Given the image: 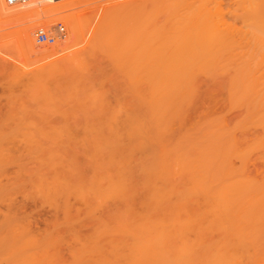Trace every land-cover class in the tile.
Here are the masks:
<instances>
[{
    "label": "rangeland",
    "instance_id": "obj_1",
    "mask_svg": "<svg viewBox=\"0 0 264 264\" xmlns=\"http://www.w3.org/2000/svg\"><path fill=\"white\" fill-rule=\"evenodd\" d=\"M100 1H102V0H83V1L81 0V2H79L78 4H76L74 6L67 7L66 9L52 10L49 7H44V10L41 12L42 13L41 16L40 15L34 16L31 18H28L27 20L26 19L12 20V19H7L4 16H0V111H1L0 112V146H1V148H0V264H20L23 262V260L25 262L24 264H38V263L41 264V262H42V264H103V263L108 264V261L106 259H104L106 257L108 258V256H105L108 254V250H107V248H108V232L107 231L103 232L102 230H105V229L108 230V217L110 214L109 213L107 214V212L105 213V211L109 212L108 209H110V213H111L114 210V209L112 210V208H116L117 205L115 204V202L111 196L108 197V199H110L112 201L108 200L107 198L105 199V196L108 195V193H107L108 190L105 191L104 189L105 188L108 189V183H107L108 182V179H107L108 178V176H107L108 175V172H107L108 169L107 168H108V166L115 167V165H117V163H119V162H116V160H119L122 163L126 162V164H129V166L126 165L125 163L123 164V166L124 167L128 166V168L134 164V162H135L134 159H136L135 167L139 163L142 166L143 162H141V160L145 162L144 164H146V167H147V164L149 166V164L152 162L154 164V165L151 164L152 165L151 167H153V169H154V166H157L161 162L160 166H157V167H163V168H161V169L158 168L157 170L159 172L158 171L157 172L158 173L167 172V173H165L166 175L163 173V175H165V176H162V180H161L162 183H163V180H165V178L167 177L168 171L169 170L173 171L172 169H170L171 168V166H170L171 162L170 161H172V164H173L172 167L174 169L176 168V171H178V173L174 170L173 174L172 173L171 174L172 175L177 174V175L172 176L169 173L170 174V175H168L169 179L166 178L167 181H165L164 184H161V182H160L161 185H166V183L170 181L171 184H169L170 183L169 182L166 186L174 184L175 182L172 183L173 180L176 181L177 185L182 184V186H183L186 183L185 181L187 178V176H186L187 173L186 172L183 173L180 170L181 169H182V171H183V169H185L184 171H187L186 169L190 170L191 166H193V169H194L196 167V166H194V163H196V161H197V163L200 162V164L203 161V164H201L202 166L201 167L197 166V168L201 169L204 167L205 169L204 168L203 169L205 170V172L208 173V174L205 173V175H207L205 177V178H207L206 179L207 181L205 180V183L208 181L209 182L212 181V185H214V184L216 185L219 182L220 183L226 182L225 186H227V180L233 181V179H235L233 181V183H232V181H231V183L233 184L234 188H237L236 184L238 186V183H239V182H236V181H239L238 179L235 178L237 176H238L237 178L240 177L239 178L240 181L242 179L243 180L242 182H244V183H246L247 180L250 181V183L247 181L246 186H248V183L252 187L256 183L261 184L262 182H264V151H262V150H264V138H262V137H264V133H261V130H262V132H264V128H261V126H264V115L260 114V112L264 113V104H262V101H264V99H262V98H264V86H262V85H264V84L259 85L262 83L259 81L264 80V76H262V75H264V69H262V68H264V64L259 65L260 61H262V58H264V57H262V56H264V54H258V53H260V50H262V48H264V46H262L264 44H260V40H262V38L260 39L261 36H259V38L257 39L258 35H257V33H255L256 32L255 30L251 29L252 31H250V29H248V28L253 27V26L249 25V27H248V26H243V25L238 24V23H237V25L234 26V27H238L240 25L241 28L242 27L245 28L243 30L245 33H242L243 31L242 32L237 31L241 28L235 29L234 27L233 28L232 27H226V25L223 22L224 21H230L229 19H226V18H228V16H229V18H231V15L228 13L232 9L233 5L228 7L225 4H221L227 8L222 6V10H223V8H225V12H224L221 10V6H219V9L221 10L219 12L216 9H214L215 7H217L219 5V4H217L216 0H215V4L217 6H215L214 8L212 6L214 3H211L213 0H207V1L201 0L202 2H206L205 4L207 6L209 5L208 3H210V6H208V7H206V5H204V3L196 0V1H198L197 2L198 4L202 3L201 5H203V8H201V7L199 8L196 5H194L195 8H193V9H196V7H197V10H193V9H190V10L197 11L196 13L191 11L195 14H198V13L201 14L203 12L202 9H204V8H207V9H204L206 12L205 15L207 13H209V11L212 12V10H213L216 13L212 12V14H209V15L220 14L224 18L225 14L227 13L228 16L226 14V18H224L225 20L221 19V17H219V15H218V17H219L220 21L213 18L214 22L216 20H217L216 22H219V24L215 22L214 26L217 25L218 28H220V29H223V27H225L224 29L228 28V31L230 30L229 32H232V33H234V31H235L234 34L238 35L235 37V39L240 37L243 41V40H246L244 38L247 37L246 36L248 34L247 32H250V34L251 33L253 34V35L248 34V38H247L248 41L246 40L245 41L246 44H242V46L245 47V49L243 47H241L240 43L242 41H240V43L239 42L235 43L236 45L234 44V47H232L230 45V48L233 51H235V48L237 47V44L239 43L238 49H241V50H239V51L236 50L235 52H233L228 47L230 49L229 50L230 53L228 52L227 47H222L224 49V52L227 51L226 53H223V50L220 51V47H218L219 44L217 45L216 44L217 42L214 40L212 41V40L208 39L206 41L204 40L205 42H201L202 44L205 43L204 47H208V45H213V47H210V49H208V48L207 49L208 50L212 49V52H214L213 51V49H214L216 51V54L219 57L221 56V58L223 56H226V55H228V56H226V58L228 57L227 59H229V56L234 57V59H236L235 61L237 62V64L234 63L233 65L236 64L235 66H238L239 69L242 66V68L248 70V72L244 71V69H240V71H239V69L236 67L238 69L236 71V73L239 72V75H240L239 80H241V81L244 80V81L241 82V81L237 80L239 75L234 74L235 70H236L235 68L232 69V67H234V66L230 67V69H232V71L228 67H227V71H226V69H225L226 66H225V68H223L224 66H222V68L225 71L222 70V68H219V67H221L220 65H222V64L227 65V64H226V62L222 63L221 62L222 59H220V62H218L219 59L216 62V59L218 58V56L215 55L217 58H215V61H212V63L210 62L212 65H210V63H207L210 67L213 66V69L210 68L207 64L206 65H207L208 70L204 69L203 66H201L202 69L195 70V71H193V73L191 75H189L190 78L188 77L187 81L190 80L189 81L190 85L187 84L188 82H186V84L184 85L185 87L184 86L181 87L184 89L178 90L179 88H177L176 91L171 92V94L169 95L171 97H172V94L176 92V95H174L175 97L173 96L174 101L172 100V98L170 100L171 102L168 101L169 96L165 97L163 95L162 91L159 92L158 97H160V95L162 94L161 96H163V98L162 97L161 98L164 100H162L161 98H158V100L161 99L160 102L162 103V105H160L159 103L157 105H159L161 108H163V106H164L163 102L168 101L169 105L166 102H165V105L167 104L169 107L168 106H166V107L164 106V107H165V109L166 108L167 109L170 108V109H169V111H166L167 109L166 110L160 109L161 112H162V110H164V112L166 111L164 116L162 115V113H164V112L160 113L158 111V113L160 114V116L164 117V120L167 121V123H170V124H167L164 120L159 119L161 117H158L159 114L156 113L157 110L155 109V113H156L155 116H157V119H159V121L161 122L162 125L160 123H158V120L156 121V117H155V118H153V119H155V121H153L154 126L161 125L162 127L160 129H158L159 127H157L156 129H153L155 127L152 126L151 122L148 121V120L151 121L152 117H151V119H149V117H150L149 112H147V110H144L146 112L142 111L140 116L138 117V121L134 122L135 124H133V125H136V126L142 125L145 128H147V126L149 125V127H148L149 129H146L147 131L144 129L145 131L141 130L140 133L138 132V135L137 134H134L135 136L134 135H130V136L128 135L129 137H127V136L123 137L122 135H113L111 133L113 135L111 137L110 136L111 134L108 133V135H106V129L101 127L102 124L106 125L108 123L107 118H108V115H110V114H108V112H112L113 114H111V115H113V116L116 112L117 117L120 115L119 113H121V112L125 113L124 112L125 109H123L122 111L120 109V102L122 103L123 106L126 104L125 107H127V108H130V105H132L131 108L134 107V105L136 103L137 104L139 103V105H140L141 101H143L142 105L144 106L143 103H144V98L146 97V95L144 94L145 92L141 91V90H143V88L136 85V81H134L135 79L134 80L132 79V78H134V76H133L134 74L128 75L126 73V72H128L130 74L133 72L127 71V70H125L126 71L125 72L124 70L117 69L115 66V59H114V62L112 61L113 62L112 67L114 65V68H111V69H110L111 66H109L110 65L109 63L111 61L109 59H108L109 62L107 60H105L104 58H103L104 61L101 60L102 59L101 55L98 54L100 51H97V49H95V48H98L100 46V44H102V40L105 37L103 39H100L101 41L99 40V42H98L99 44L98 45L96 44L98 47H96V45H95V47L93 48V51H92V52H94V51L97 52V53L95 52L93 54H94V56L99 58V60H101L103 62V65L100 64V61L98 59L96 61V57H93V59H95L94 61L90 57L93 55V54L90 55L91 54L90 51L93 47L92 45H90V44H92L90 40H91L92 32H93L94 27H95V21L97 20L99 14H100L99 12L101 10V7L98 4V3H101ZM196 1H194V2H196ZM1 2L3 5H6L3 0H1ZM16 5H18L19 7H22V4H16ZM179 5L180 4H177V3H174L173 5L172 4H170V5L165 4V6H160L159 8L155 9V11H153V13L155 16H156V14L158 15V17L162 16L160 18V20H162L166 17L167 14H170L173 12L172 9L180 10L178 8ZM181 6H182L181 9L183 7H186L185 5H181ZM187 6L189 7V5H187ZM236 6H238V5H236ZM211 7H212V9H211ZM239 7L238 8L236 7L237 8L236 11H235V8L233 9L234 13H237V10H240L241 8L243 9V7H240V9H239ZM160 8H162V9H160ZM198 8H199V10H198ZM208 9H209V11H208ZM92 10H95L94 11L95 13ZM96 10H98V11H96ZM162 10H164V12H163L164 15H162L163 14ZM201 10H202V12H201ZM198 11H200V12H198ZM233 11L231 10V12H233ZM243 11H245V9L242 10V12L239 11L238 13L242 14V13H244ZM92 12H93V14H92ZM222 12H224V13H222ZM203 13H202V15H203ZM215 15L213 17H215ZM89 17L91 20L89 19ZM93 17L96 20L95 19L93 20ZM218 17L216 16V18H218ZM77 19H79L78 25H76ZM90 21H92V22H90ZM58 24H61L64 27L63 36L61 38L57 39L52 44H38L34 40V44L36 46V49H39L42 47L50 49L52 46H55L57 44V42H61L63 40H70L72 42V36L70 39H68V34H72L73 32L75 33L76 29H77V34L74 38V41L75 40L76 41L72 42V43H74V46L71 44L72 47L70 48V51L69 50H68V52L66 51V53L62 54L60 57L63 58L65 55L67 56L68 53L70 54L71 52H74V51L83 52L82 56H84L85 52H86V55L83 58H87V59L86 60L83 59L84 60L83 62L86 63V70H87L86 72L89 75L84 70H83L84 73H82V71H81V73L78 74V72L82 69L77 64L78 68H79V70H77L78 69L77 65L74 62H71L73 64H69L70 62L66 63V64H63V63L59 64L57 62L53 63L54 59H44V58L42 59L40 57H39L40 58L39 59L34 53H32L30 51H29L30 54H28L27 53L28 50L23 48V46L21 45L22 42L19 38H20L21 29L23 28V26H25V25L33 26L32 27V29H33L32 36L34 38L33 33H34L35 29H37L38 27H46L47 30L51 31V30H54V28ZM220 26H222V27H220ZM125 27H126V29H125ZM254 27H256L259 30V27H261V26L257 27V25H255ZM254 27H253V29H254ZM122 29H125V30L122 31ZM130 30H131L130 26L125 25L123 28L119 29L117 33H115L116 35H118L117 38H116V36L112 37L115 34L113 35L112 33H110V34H112L111 37L109 36L110 34L108 35V39H110L109 42H111L113 40L114 42L112 41V43L115 44L114 47H117L116 52H118V50H120V48H121L119 53L121 51L123 53L125 50H128L127 47H130V45H131V40H130L131 38L130 37L131 36H130V34H127L130 32ZM246 30H247V32H246ZM120 31H122V32L120 33ZM259 31L260 32L264 31V26H262V30H259ZM83 32L84 33L86 32V33L84 34ZM118 33H120V36ZM241 33L244 35L243 37H242ZM258 34L261 35L262 33L261 34L258 33ZM163 35H165V34L161 33V35H159V41H160L159 47H161V48L163 46H168L165 43V41L167 40L166 38H164L165 36L162 38ZM249 35L251 36V38ZM121 36L123 38L125 36V38L123 39ZM254 36L256 37V38H254L255 41L258 42V40L260 39L259 43H257L258 45L252 39V37H254ZM240 38H239V40H241ZM119 39H121L122 41L121 40L118 41ZM125 39H126V41H125ZM251 39H252V41H251ZM115 40L117 42H115ZM239 40L238 39L234 40V38H233L234 42L239 41ZM249 40H250V42H249ZM123 41L126 42V44ZM220 41H218V42H220ZM119 42H120V44H118ZM228 42H229V40H228ZM228 42H226V43H228ZM251 42H253V43H251ZM261 42L264 43V40H262ZM230 43L233 44L232 41H230ZM243 43H244V41H243ZM88 44H89V47H91V48H88ZM116 44H118V45H116ZM220 44L225 45V42L220 43ZM249 44L250 45L254 44L251 46L252 48L250 47L251 49L249 48V46H250ZM222 45H220V46H222ZM226 45L228 46L229 43ZM125 46H127V47H125ZM123 48H127V49L123 50ZM248 48L250 50H253L258 55V58L256 61L251 62L252 57L256 56V54L252 51V54L253 55L255 54L253 56L251 54V51L250 50L248 51ZM254 48L256 50L258 48H261V49L260 50L258 49L259 51H257L258 52L257 53ZM243 49L246 51H243ZM237 51L239 53H240V51H243V54L239 55V56H242L241 59L243 57H245V55H244L245 53H248V52L250 53V56L248 53L246 55V58L242 59V60H244V59L248 60L249 57L251 58V59L249 58L250 60H248L246 62V65L248 64L247 66L246 65L243 66V64H242L245 60L242 61V63H241V61H240L241 59L237 56L239 54ZM116 52L114 53V56H115ZM231 52H233V54ZM119 53H117L116 55L117 56L120 55ZM234 53H237V55ZM261 53H264V52H261ZM88 54L90 56H88ZM229 54H231V55H229ZM234 55H236V57ZM213 56H214V53H213ZM247 56H248V58H247ZM88 57H90L91 59H89ZM255 58L256 57H254L253 59L255 60ZM88 59H89V61H88ZM227 59H225V61ZM230 59H232V58H230ZM91 61H92V63H90V65L87 66V64H89V62H91ZM95 61L99 62V63H96ZM235 61L234 60L230 61V62L227 61V63H229L228 66H230L231 63H233ZM257 61H259V62H257ZM104 62H106V63L104 64ZM223 62H224V59H223ZM214 63H215V66H214ZM252 63H254V64H252ZM261 63H264V61H262ZM91 64H93V65L97 64V65L101 66L98 69H101L106 64L107 65H106V68H103L101 70V72H102V75H101V73L98 71V69H96L97 66L95 68V66L92 67ZM70 65H72V66H70ZM83 65H85V64H83ZM249 65H251V66H249ZM65 66L67 67V70H65L66 69ZM248 66L253 71L250 68L249 69L246 68ZM253 66L255 68H252ZM215 67L217 68V70ZM75 68H76V70H74ZM93 68H94V71L96 70V72H94L95 74L92 73L93 78H92V80H90L91 79L90 77H92L90 73L93 71V70H91ZM107 68L110 69L111 74H114V71H112V70L117 71V72H115V75H112L113 76V77H111L112 79L109 78L110 72ZM68 69H71V70L68 71ZM90 70H91V72H89ZM104 70L107 71L108 74ZM250 70L253 73H251ZM118 71H119V74H118ZM122 71H124L127 74L126 77H125L126 74L123 73ZM259 71H261V72H259ZM66 72H68V74ZM72 72H73V74H76L75 76H78V77L74 79L73 78L74 75L72 74ZM223 72H225V73H223ZM231 72H233V73H231ZM96 73H98L97 76H95ZM116 73H117V75H116ZM121 73H123V75L125 74L124 75L125 78L122 77L123 75ZM254 73L258 76L257 78H255L256 76ZM83 74L84 75L86 74V75L84 76ZM195 74L198 76H195ZM69 75H70V77H68ZM80 75L82 77L84 76L86 78V81H84L85 80V79H83L84 77L80 78L81 77ZM108 75H109V77H108ZM210 75H213V76H210ZM243 75H245V78L241 79L242 77H244ZM247 75H252V77L254 75L255 77H254V79L252 78V80H251L250 79L251 76H250V78H248ZM88 76H90V77H88ZM115 76H116V78H117V76H120L118 78H119V80L120 79L121 80L119 81L118 78L117 79L115 78ZM129 76H131V78ZM191 76H192V78H191ZM78 78L83 80V81L81 82V80H79ZM231 78H233V79H231ZM76 79H78L79 82ZM87 79L89 81H87ZM129 79H131L130 81L132 83L129 81ZM109 80H111V81H109ZM230 80H232V81H230ZM247 80L250 82H252L254 80L253 83L258 84L259 86L255 85L253 83L250 84V82H246ZM256 80H258L257 83L255 82ZM72 81H73V83H72ZM112 81H113V83H112ZM133 81L135 82V84H133L134 83ZM233 81H235V82H233ZM124 82H125V84H123ZM245 82L247 84L249 83L246 87L252 86L249 89L247 88L246 94H245V91H246L245 86H243V85H246ZM110 83H112V84H110ZM115 83H118V84H115ZM239 83H241L240 86H239ZM232 84H234V85H232ZM120 85H122L123 87ZM188 85L190 87H188ZM235 85H237L240 88L236 89L237 87ZM115 86H118V88H116ZM134 86H137L136 87L137 89L136 88L134 89L133 88ZM191 87H193L194 90H192ZM231 87H232L233 91H235V92L232 91L233 94H232V92H230ZM258 87L260 89H258ZM242 88L245 91H243ZM253 88H256V91ZM186 89H188V90H186ZM114 90H116V91H114ZM122 90H124V91H122ZM181 90H183L184 92ZM189 90H191V91H189ZM241 90L243 92H240ZM248 90L252 91V92L254 91V92L249 93ZM112 92H115V93H112ZM141 92H142V95H141ZM256 92H259V93L257 94ZM241 93H242V95L238 96V94H241ZM247 93H248V95L249 94H251V95H249V97H248ZM179 94H181V95H179ZM182 94H184V95H182ZM229 94H230V96H229ZM243 94H244V96L246 95V97H244L243 100L241 101L242 103H240V99H242ZM259 94H260V96L262 95V98L259 96ZM116 96H118V98ZM184 96H186V97H184ZM255 96L259 97L258 104L259 105L262 104V105H260V106L258 104L256 105L258 97L256 98ZM182 97H183V99H180ZM237 97H239V100H236V99H238ZM124 98H126V99H124ZM165 98L167 100H165ZM231 99H233V100H231ZM253 99L255 100L254 104L256 106H254V107L256 109L254 107H252V105H253L252 101H254ZM184 100H186L187 102ZM189 100H190V102H189ZM244 100L248 102L247 103L248 105H245L246 102ZM248 100L251 102L252 105L249 103ZM178 101H179V103H178ZM236 101H238V102H236ZM102 102H103V104L105 103V105H106L103 107L104 108L103 113H101V111L103 109L102 108V106H103ZM108 103L112 107V108H110V111H108V109H107V107L109 105ZM129 103H131V104H129ZM175 103H177L178 105ZM233 103L234 104L237 103V104L234 105ZM243 103H244V105H242ZM127 105H129V106H127ZM173 105H175V106H173ZM114 106H115V108H114ZM159 106H157V107L160 108ZM144 107H142V108H144ZM7 108H8V110H9V108L11 109V113H9L6 110ZM105 108H106V110H105ZM113 108L115 111L113 110ZM178 108H179V110H177ZM111 109L114 112L111 111ZM119 109L121 112L119 111ZM4 110H5V112H4ZM257 110H260V111L258 112ZM6 112H7V114L9 113L10 115H6ZM104 112H106L108 114V115H104L105 117L103 116V114H105ZM169 112H171L170 115L172 117H170V115H169V118H168L167 115L169 114ZM174 112H176V113H174ZM146 113H147V115H146ZM97 114H98V118L95 117V115H97ZM122 115H124V114H122ZM122 115H120V116H122ZM99 116H101V117L99 118ZM102 116L106 119H103ZM245 116H246V118H245ZM249 117H251V118H249ZM96 118H97V120H96ZM145 118H147L148 120H146ZM258 118H259V120H258ZM99 119H102L104 121L107 120V121L105 123ZM98 120L100 121V123H98ZM241 120H244L245 122H242ZM240 121H241V123H240ZM140 122H142V123H140ZM259 122H261L262 124L258 125ZM223 123H225V124H223ZM234 123H235V125H234ZM254 123H255V125L257 124V127L255 125L253 126ZM163 124H165V125H163ZM226 124H228L229 126ZM199 125L201 126V128ZM220 125L223 128L226 127V129H223V128H222L223 130L219 129V128H221ZM232 126H234V128L236 127L235 128L236 130H234L232 128ZM251 127H253V128H251ZM254 127H256L255 132H254ZM208 128H209V130H208ZM214 128H216V129H214ZM231 129H233L234 131L233 130L230 131ZM240 129L243 130L244 133H240V132H242ZM148 130H151L150 131L151 134L149 133ZM156 130H158V131H156ZM167 130H168V132H167ZM211 130H212V134H211ZM213 130H214V132H213ZM247 130H248V132H247ZM152 131H156V132H152ZM196 131H198V132H196ZM204 131H206V133H204ZM218 131H220V132H218ZM169 132H171V133H169ZM221 132L222 133L224 132L226 135L225 134L222 135ZM146 133H147V135H146ZM153 133H156V135L159 134L157 137H158V139L161 138L162 140L161 139H160V141L157 140V142L155 143V140H156L155 138H157V137ZM167 133L170 136H167ZM148 134H150L151 136H148ZM162 134H165V135H162ZM182 134H184V135H182ZM153 135H155V136L152 137ZM186 135H188V136H186ZM199 135H201L202 137ZM215 135H216V137H215ZM234 135L238 136V139H237V137H234ZM115 136H117V137H115ZM140 136H141V138H140ZM142 136H144L146 138L148 137V139H149V137H152L155 140H152V139L148 140L147 139V143H146L145 138ZM162 136L165 138H163ZM208 136H210V138L215 137L216 141L213 140L214 138L211 139L212 140L211 141ZM254 136L257 138H253ZM110 137H111V139H110ZM126 137H127V139H126ZM203 137L204 138L207 137V138H205L207 140H205ZM113 138H115V140H117V141L114 140V141L110 142L111 140H113ZM122 138H124V139H122ZM129 138H131V139H129ZM135 138L137 139V141H135ZM176 138L178 140L181 138L182 139L184 138L185 141L182 139H181V141H175V140H177ZM200 138H201V140H200ZM139 139L141 140V142H143V144L139 143ZM193 139H195V140L193 141ZM203 139H204V142H203ZM224 139L226 140V142ZM235 139L238 140L237 144H236ZM258 139L259 140L262 139V141H260L257 144V142L259 141ZM124 140L125 141L127 140V141L124 142ZM133 140L135 141L134 144L132 143ZM168 140H170V143L168 142ZM209 140L211 142H209ZM148 141H151L152 143L151 142L149 143ZM207 141H208V143H206ZM108 142H110V143H108ZM116 142H118V143H116ZM175 142H178L177 145H181V143L183 145L178 146V148H176L177 145L174 144ZM184 142H185V144H184ZM187 142L188 143L190 142V143L186 144ZM114 143H116V145ZM136 143H139V144L136 145ZM171 143H172L171 149L176 148L175 150H171L169 148ZM216 143H217V145H216ZM220 143L223 145V148H222V145L220 146ZM229 143H233L232 148H231V144H229ZM251 143H253V144H251ZM119 144L120 145L124 144L122 146H125V148L127 145L128 146L133 145V148L131 146V148H132L131 150L138 149L139 153H135L136 155H134V152H136V151H134L131 154L130 152H132V151L127 150V148H128V146H127L126 149L122 148L125 150H123V154L121 155L120 153H117L118 151L122 152L121 151L122 149L118 148V146H120ZM140 144H142V145H140ZM190 144H193V146ZM195 144H196V146H197V144L199 145L197 149H195L196 148ZM205 144H208V148H206ZM161 145H162V148L164 150H162ZM187 145L191 146V148H186ZM209 145H213V146H210V148H209ZM238 145L241 146V148H242V149L240 148L241 150L239 148H237ZM2 146H4V148H2ZM96 146H98V150L95 149ZM100 146H101L102 150L100 149ZM142 146H143V148H142ZM149 146H151V147H149ZM194 146H195V148H194ZM201 146H202V148H201ZM217 146L219 149L217 148ZM225 146H226V148H225ZM248 146H249V148H248ZM252 146H254V148H252ZM104 148H106V149H104ZM115 148H117L116 154H119V155H116L117 159L115 157H111V156H115V153L114 152L112 153V150H116ZM129 148H130V146H129ZM203 148H205V150H204L205 153L203 152V150L201 151V149H203ZM212 148L214 151L213 150L211 151ZM227 148H230V150L231 149L232 150L231 151L227 150ZM247 148L250 150H247ZM260 148H262V149H260ZM3 149L6 150L7 152L3 151ZM183 149H185V150H183ZM186 149L189 153L184 154L183 152H186ZM189 149H191L192 151ZM220 149H221V151H220ZM10 150L13 151V153ZM142 150H143V152H141ZM168 150H170V152H171L170 153L171 157L170 156L168 157L169 154H167V153H169V152H166ZM252 150H254V151H252ZM9 151L12 154L9 153ZM105 151H106V153H105ZM107 151H108V153H107ZM172 151H174V152H172ZM219 151H220V155L216 156V153H219ZM225 151H227L229 153H227ZM100 152H102L104 155L106 154L107 157L104 156ZM110 152H111V154H109ZM124 152L126 154H124ZM150 152L152 154H150ZM163 152H165V154ZM234 152L235 153L240 152V154L243 153V156H241V155L237 156L236 155V158H235V156H233ZM127 153H130L131 155L127 154ZM158 153L160 154V157H159ZM172 153L173 154L175 153V154L172 155ZM203 153L204 154L207 153V154L204 155ZM183 154L186 156H183ZM188 154H190V155H188ZM3 155H5L6 157ZM7 155H8V157H7ZM124 155H125V157H124ZM128 155H130V156L134 155V156L130 157ZM148 155L150 157H151V155L155 156V157H151V159L152 158L154 159L157 156L158 159L160 158V160H159L160 162L155 163L158 161V159H157L155 162L151 161L150 163H148V161L150 160ZM163 155H165V157H162ZM177 155H179L180 157L178 156V158H177ZM212 155H213V157H211ZM244 155H246V156H244ZM118 156H120V157H118ZM136 156H138V158H135ZM139 156H143L144 158H145V156L146 157L148 156L147 157L148 161H147V158L145 160L143 157L139 158ZM173 156L175 157V159H178V160L177 161L174 160ZM181 156H183L185 158L187 157L186 159H190V157H191L192 160L190 159V161H188V160L186 161ZM203 156H206V157L208 156L207 159H209V160H207V161H210L211 158H215V159H213V161L211 159L212 162H207V161L203 160V159H205ZM221 156H223V157H221ZM240 156H241V159L243 158L242 161L239 159ZM11 157H13V158H11ZM104 157H106V159ZM121 157L124 159H122ZM167 157L170 161L168 159L166 160ZM193 157H195V159H193ZM108 158H109V160H108ZM112 158L114 160H110ZM132 158H134L133 164L130 162V161H132ZM170 158H172V160ZM197 158H198V160H199V158H202V159L198 161ZM222 158H224V159H222ZM137 159L138 160L141 159V160L138 161ZM216 159H218V160L216 161ZM221 159H222V161H221ZM162 160H164L165 164H164V162H162ZM179 160H180V163H178ZM223 160H226V161H224L225 165L222 163ZM111 161H113V162H111ZM191 161H193V163ZM129 162L132 165H130ZM167 162H168V166L166 164ZM175 162H177V163H175ZM204 162L207 163L208 166ZM217 162H219V163H217ZM185 163H187L186 167H184ZM189 163L192 165H190ZM215 163H216V165H214ZM113 164H114V166H112ZM144 164H143V166H144ZM161 164H162V166H161ZM200 164H198V165H200ZM221 164H222V168L218 169L217 167H220ZM205 165L207 167V171H206ZM230 165H232V166H230ZM239 165H241V166H239ZM164 166H166V167H164ZM209 166H210V168H208ZM227 166L232 167V168L229 169ZM135 167L133 166L130 168L135 169ZM157 167H155V170ZM223 167L225 169H223ZM237 167H239V168H237ZM55 168H56V170H55ZM99 168H103L106 172L103 171V169H102L103 173L101 172V170L97 171V170H99ZM212 168L214 170H218V171L222 172V174H220V172H218V171L214 172ZM234 168L237 169L238 172H240V173H237V170H235ZM162 169H165V170H162ZM100 172H101V174H100ZM179 172L181 174H184L183 177ZM187 172L189 174L190 171H187ZM105 173H106V175H105ZM211 173L213 176L214 175L215 176L212 177ZM85 174H88V175H85ZM98 174H100V175H98ZM102 174H103V177H102ZM243 174H246V175L249 174V175L246 176ZM260 174L262 176H259ZM53 175H55V178ZM92 175H94V176L97 175L99 179L97 177H95V179L93 180ZM87 176H88V178H87ZM138 176L140 177V175H138ZM138 176H137V178H139ZM225 176H229V177H225ZM72 177H73V179H71ZM246 177H248V178H246ZM257 177H258V179H257ZM52 178H54L55 182L52 181L53 180ZM65 178H66V180L64 181ZM75 178H76V180H75ZM104 178H105V180H104ZM157 178H158L157 176L155 178V176L152 175L150 179H151V181H153V180L157 181ZM230 178H233V179H230ZM260 178H262V179H260ZM61 179H63L62 183L60 182ZM106 179H107V182H106ZM133 179L135 181H137L135 176ZM249 179H251V180L253 179L252 182ZM92 180L94 181V184H93ZM99 180H100L101 185L103 184L102 186L104 189L101 187L100 183L98 182ZM222 180H224V181H222ZM102 181L104 183L106 182L107 187L104 185V183ZM178 181H180V182H178ZM182 181L185 183H183ZM229 181H228V183L230 184ZM72 182H74V183H72ZM234 182H236L235 185H234ZM253 182H255V183L252 185L251 183H253ZM96 183H97V185H96ZM221 184L224 185L223 183H221ZM262 184H264V183H262ZM65 185H67V186H65ZM174 185H176V184H174ZM208 185H211V183H208ZM182 186H177V188L178 187L181 188ZM242 186H244V185H242ZM47 187H48V189H47ZM251 187H249V188H251ZM95 188H97V189H95ZM249 188L248 187H244V188L241 187L240 188V186H238V189H249ZM101 191H102V193H101ZM235 191H237V189L234 190V192ZM238 192H239V194L236 192L234 194H236V195L238 194V196L242 195V197H244V198H248L251 196L250 194L248 196L247 190H243L242 193H241V191L238 190ZM244 192H245V195H244ZM84 194L87 195L86 196L87 200L85 199ZM232 194H233V192H231L229 195H232ZM246 195H247V197H246ZM90 197H92V198H90ZM94 197H95V199H94ZM83 199H85V200H83ZM89 201L91 203H89ZM108 202H109V204H107ZM108 207H110V208H108ZM86 211H90V215ZM7 213H9V214H7ZM4 214L5 215L7 214L8 216L4 217ZM69 214H70V216H69ZM65 218H67L68 221ZM70 218H72V220ZM103 218H105L107 221L104 220ZM104 225L107 227H105ZM73 228H76L77 231L75 229L73 230ZM100 228H101V230H100ZM63 229H65L64 232H63ZM69 230H71V231L73 230L72 232L77 233V235L81 238L77 239L76 238L77 235L76 236L72 235V232H70ZM66 231H68V233H70V234L68 235V233ZM78 232H79V234H78ZM96 232H98V233H96ZM95 234H97V235H95ZM70 235H72V236H70ZM80 235H82V236H80ZM94 237H95L96 241L93 240ZM46 238L47 239L50 238L48 240V242L45 241V240H47ZM51 238H52V240H51ZM97 240H98L100 245L98 244ZM79 241L85 246H82V244ZM85 241H87L89 243L87 244ZM44 242H46V244ZM84 243H86V244H84ZM95 243H97V244H95ZM104 243H106V244H104ZM33 244H34V246H33ZM49 244L52 245V247L49 246ZM76 245H77V247H76ZM94 245L97 247V248H95L96 251L94 249V247H95ZM45 246L46 247L49 246V248H45ZM98 246H101L100 248H102V249H99ZM103 246H107V248L103 247ZM98 249L100 250L99 252H97ZM94 251L96 252V256H94L95 255ZM103 251H104V253H103ZM105 252L107 254H105ZM99 253L103 257L99 256L98 255ZM31 255H34L36 257L33 258ZM29 257H32V258L29 259ZM38 257L40 259L39 261L37 259ZM40 257H42V258H40ZM82 257H84V258H82ZM33 259H35V260L37 259V260L35 261ZM97 259H99V261ZM94 260H97V261H94Z\"/></svg>",
    "mask_w": 264,
    "mask_h": 264
},
{
    "label": "bare ground",
    "instance_id": "obj_2",
    "mask_svg": "<svg viewBox=\"0 0 264 264\" xmlns=\"http://www.w3.org/2000/svg\"><path fill=\"white\" fill-rule=\"evenodd\" d=\"M3 1H4V3L7 6L6 5H3L2 2H1V0H0V16H4L7 19H12V20H22V19H26L27 20L28 18H31V17H34V16H38V15L41 16L42 15L41 12L44 10V7H49L52 10H55V9H66L67 7L74 6V5L78 4L79 2H81V0H64V1L63 0H23V2H20V3L7 4L5 2V0H3ZM194 1H196V0H102V1H100L101 3H98L99 6L101 7V10L99 12L100 14H99L97 20L93 17V20L95 19L96 21H95V27H94V30L92 32L91 40H90L91 43H92L90 45L93 46L92 49H91V51H90L91 52L90 55H92L93 53L96 52V51L92 52L93 51V48L95 47L96 44L97 45L99 44L98 42H99L100 39H103L105 37L102 40V44H100L99 47L96 45V47H98V48H95V49H97V51H100L98 54L101 55V58H102L101 60L104 61L103 58L105 60H107L108 62L110 60L111 62L109 63L110 64L109 66H111L110 67V69H111V68H114V65L112 67V63L114 62V59H115V66H116L117 69H121V70H124V71L127 70V71L133 72V73H130L129 74L128 72L125 71L128 75L134 74L133 75L134 78H132V79L133 80L135 79L134 81H136V85H138L141 88H143V90H141V91L145 92L144 94L146 95V97L144 98V103H143L145 107L142 105V102L143 101L140 102L141 103L140 105H139V103L138 104L136 103L135 105L133 104L134 107H132V108H131L132 105H130V108L131 109L125 107L126 104L123 106L122 103L120 102V109H121V111L123 109H125V111H124L125 113L121 112L120 109H119V111L122 114H124V115H122L121 113H119L120 115H122V116L119 115L120 116V117L118 116L119 118L116 116V112H115L114 116L111 115V114H113L112 112H108V114H110L111 116L108 115L106 112H104L105 114H103V116L104 115H108V118H107L108 123L106 125L105 124H102V126L101 125L100 126L106 129V135H108V133H110V134L112 133L113 135H122L123 137L124 136L129 137L130 135H134V134H137L138 135V132L140 133L141 130L145 131L146 129H149L148 128L149 125L148 126L146 125L147 128H145L142 125H140V126L133 125V124H135L134 122H137L138 121V117L140 116L141 112L142 111L143 112H146L144 110H147V112H149V114H150L149 115L150 116L149 119H151V117H152V120L151 121L148 120L147 118H145L146 120H148L149 122H151V125L152 126H154L153 121H155V119H153V118H155V117H156V121L158 120V123L161 124V122L159 121V119L164 120V117L160 116V114L158 113V111L160 113L164 112V110L167 109V108L165 109V107L169 105L168 101H170L171 98L174 101L173 96L176 95V92L172 94V97L169 96L171 94V92L176 91L177 88H179L178 90L184 89V88H181V87H183L186 84V82H188L187 84H189V81L190 80L187 81V79H188V77L190 78L189 75H191L193 73V71L202 69L201 66H203L204 69H207L208 70V68H207V65L208 64L207 63H210V62L212 63V61H215V58H217L215 56L217 54H216V51L214 49H213L214 52H212V49L211 50H208V49H210V47H213V45H208V47H204L205 43L202 44L201 42H205L208 39H210L212 41L214 40V41L217 42L216 43L217 45L219 44L218 47H220V51L223 50V53H226L227 51L224 52V49L222 47H227V48L229 47L230 48V45L232 47H234V44L235 43H237V42L240 43V41H242V39L240 37H238L237 39L239 40V38H240L241 40L235 41V42L233 41V38H234V40H237V39H235V37L238 36L237 34H234L235 31H234V33H232V32H229L230 30L228 31V28H226L227 29L226 30V29H224L225 27H223V29H220V28H218L217 25L214 26L215 22L217 20H219V17H221V19L225 20L224 18H226V14L227 13L225 14V17L223 18L222 15H220V14H218L219 17H218V15H215L214 13H216V12H214L212 10V12H214L213 14L215 15V17H213L214 15H209V14H212V12L209 11L210 8L208 9L209 13H207L206 15H205L206 12H205L204 9H207V8H204V9H202L204 13L201 10V12L203 13V15H202V13L201 14H199V13L198 14H195L197 11H193V10H197V7L203 8V5H201V4L204 3V5H206L205 4L206 2H202L201 0H198V1L202 2V3L199 2L200 4H198L197 3L198 1H196V2H194ZM205 1H207V0H205ZM216 1H217V4H219L218 6L215 4V0H213L212 2L210 1V2L211 3H214L212 5L213 8L215 6H217L214 9H216L219 12L222 10V6L223 5H221V4H225L228 7L233 5L232 6V9H231L232 11H233L234 8H235V11H236V9L239 6L240 7H243V9L242 8L240 9V7H239L240 10H237V13L239 11L242 12V10L245 9V11H243L244 13H242V14H239V13L237 14V13H234V11L231 12V10H230L228 14L231 15V18H229L228 14H227L228 18H226V19H229L230 21H224L223 22L226 25V27H232L233 28L238 23V24H241L243 26H248V27H249V25H252L253 27L255 25H257V27L258 26H261V27H259V30H262V26H264V0H216ZM174 3L180 4L178 6V8L180 10H178V9L177 10H174V9H172L173 12L170 13V14H167L166 17L165 18L163 17L164 19H162V20H160V18L162 16H159L158 17V15L156 13H155L156 16L154 15L153 11H155V9L159 8L160 6H165V4H167V5L172 4L173 5ZM16 4H22V7H19ZM208 4H209L208 6H210V3H208ZM181 5H185L186 7H183L181 9V7H182ZM187 5H189L190 8ZM194 5L197 6L196 9H193V8H195ZM236 5H238V6H236ZM208 6L206 5V7H208ZM219 6H221V10L219 9ZM223 7H225V6H223ZM199 8H198V10H199ZM225 8H227V7H225ZM225 8H223L222 11L225 12ZM160 9H162V8H160ZM190 9H193V10H190ZM211 9H212V7H211ZM98 10H96V11H98ZM92 11L94 12L95 10H92ZM191 11H193L195 13H193ZM93 12H92V14H93ZM163 12H164V10H162V13ZM198 12H200V11H198ZM224 12H222V13H224ZM162 15H164V13ZM216 16L218 18H216ZM213 18H215L217 20L214 22L213 21L214 20ZM89 19H90V17H89ZM78 21H79V19H77V24L76 25H78ZM92 21H90V22H92ZM216 23L219 24V22H216ZM31 25H25V26H23V28L21 29L20 38H19L21 40V42H22L21 45L23 46V48H25V49L28 50V52H27L28 54H30L29 53V51H30V52L34 53L38 58L40 57L42 59L43 58L44 59H54V62L53 63H56L57 62L59 64L60 63L61 64L62 63L63 64H66V63H69L70 62L69 64H73L71 62H74L76 65L78 64L79 67L82 69V70H80L78 72V74L81 73V71H82V73H84L83 70L85 72L87 71L86 70V63L83 62L84 60L87 59V58H83L86 55V52H85V55L84 56H82L83 55V52L74 51V52H71L70 54L68 53V55L67 56L65 55L63 58L60 57L62 54L66 53V51L67 52H68V50L70 51V48L72 47V45L74 46V43H72V42L74 41V38H75V36L77 34V29H76V32L75 33L74 32L72 33L73 35L72 34H68V39H70L71 36H72V42L70 40H63L61 42H57V44L55 46H52L50 49L49 48H43V47L42 48H39V49H36V46L34 44V40L36 41L35 31L37 29H43L47 33L51 34V33H56L57 30H58V26H62V25L61 24H58L54 28V30H51V31L50 30H47L46 27H38L37 29H35V31L33 33L35 39L32 36V31H33L32 27L33 26H31ZM125 25L130 26V29H131L130 32L127 33V34H130V36H131L130 37L131 38L130 39L131 40V45L129 44L130 47L125 46V47L128 48V50H125L127 48H123V50H125L124 51L125 53L123 52L124 53L123 54L122 51L119 53V51L121 50V48H120V50H118V52H116V50H117L116 48L117 47H114L115 44L112 43L113 40L111 42H109L110 39H108V35L110 33H112L114 35L115 33L118 32L119 29L123 28ZM220 27H222V26H220ZM253 27H250L248 29H250V31L255 30L256 31L255 33H257V35H258V36L256 35L257 36V39L259 38V36H261L260 39L262 38V40H264V31L260 32L256 27H254V29H253ZM234 28L235 29L236 28L238 29V28H241V27L239 25L238 27H234ZM125 29H126V27H125ZM125 29H122V31L125 30ZM241 29H239L237 31H241L242 32L245 28H243L242 30ZM247 30H246V32H247ZM122 31H120V33ZM63 32H64V27H63ZM63 32L54 35L55 36V41L63 36ZM120 33H118L119 36H120ZM161 33L162 34H165V35L162 36V38L165 36L164 38L167 39L165 41V43L168 45V46H163L162 48L159 47V42H160L159 41V35H161ZM242 33H245V32L243 31ZM242 33H241V35L243 37L244 35ZM247 33L250 34V32H247ZM258 33H260V34L262 33V34L259 35ZM112 34H110L109 36L111 37ZM248 34L247 35L245 34L247 37L244 38L247 41H248V39H247L248 38ZM250 35H253V34L251 33ZM115 36H116V38L118 37V35H116V34L114 36H112V37H115ZM124 38H125V36H124ZM250 38H251V36H250ZM254 38H256V37L255 36L252 37V39L254 40V42H256V44L259 43V40L260 39L257 42V41H255ZM121 39H119L118 41H120ZM252 39H251V41H252ZM228 40H229V42H228ZM246 40H243L244 43H243V41L240 43L241 44V47H243L242 44H246V42H245ZM262 40H260V44H264V43L261 42ZM125 41H126V39H125ZM218 41H220V42H218ZM222 41L225 42V45L228 44V43H229V45L228 46L227 45L225 46V45L220 44V43H223ZM230 41H232V43L233 42L234 43L231 44ZM115 42H117V41L115 40ZM226 42H228V43H226ZM249 42H250V40H249ZM36 43H38V42L36 41ZM124 43L126 44V42H124ZM251 43H253V42H251ZM38 44H52V43H38ZM118 44H120V42ZM118 44H116V45H118ZM238 44H237V47H236L237 49L235 48V51L236 50H238V51L241 50V49H238L239 48ZM220 45H222V46H220ZM252 45H254V44H252ZM252 45H250L249 48ZM262 46H264V45H262ZM88 48H91V47H89V44H88ZM229 48L227 49L228 52L231 49V48L230 49ZM243 48L245 49V47H243ZM249 48H248V51L252 47L250 49ZM261 48H258V49L260 50ZM244 49H243V51H246ZM258 49L257 50L255 49V51L256 52L259 51ZM235 51H233V52H235ZM243 51H240L241 54L239 52H238L239 53L238 55H237V53H234V54H236L241 59L242 56H239V55H242L243 54ZM250 51H251V54H252V51L253 50H250ZM115 52H116V54L119 53L121 56L120 55L117 56L116 54L114 56V53ZM233 52H231V53L233 54ZM261 52H264V48H262V50H260V53H258V52L257 53L258 54H264V53H261ZM213 53H214V56H213ZM248 53H245L244 54L245 57H243V58H246V55ZM90 55L88 54V56H90ZM229 55H231V54H229ZM236 55H234V56L236 57ZM226 56H228V55H226ZM226 56H223L224 58L223 57L221 58V56L220 57L218 56V58L216 59V62H217L218 59H219L218 62H220V59H222L221 62L222 63H225L226 62V64H227V65L222 64V65H220L221 67H219V68H222V66H224L223 68H225V66H226L225 69L227 71V67L230 69V67L234 66V67H232V69H234V68L236 69L234 74L239 75V72L236 73V71L239 69L238 66H235L237 64V62L235 61L236 59H234V57H231V56H229V59H227L228 57L226 58ZM249 56H250V53H249ZM90 57L94 61L95 59H93V57H96V56H94V54H93ZM90 57H88V58L91 59ZM254 57H256L255 60L253 59ZM254 57H252V61L251 62L256 61L257 58H258V55L256 54V56H254ZM262 57H264V56H262ZM230 58H232V59H230ZM247 58H248V56H247ZM249 58H248V60L251 59V58L250 59ZM89 59H88V61H89ZM97 59L99 60V58L96 57V61H97ZM223 59H224V62H223ZM225 59H227V60L225 61ZM242 59L240 60L241 63H242V61L245 60V59L244 60H242ZM101 60H99L100 61V64L103 65V62ZM233 60L235 62L231 63V65L228 66L229 63H227V61L230 62V61H233ZM248 60L246 59L242 63L243 66L246 65V62ZM262 61H264V58H262ZM262 61H260V64L259 65L264 64V63H261ZM257 62H259V61H257ZM90 63H92V61L89 62V64H87V66H89ZM96 63H99V62H96ZM105 63L106 62H104V64ZM211 63H210V65H212ZM215 63H214V66H215ZM234 63H236V64L233 65ZM83 64H85V65H83ZM252 64H254V63H252ZM78 65H77V68H78ZM91 65H92V67L95 66V68L97 66L96 69H98V68L101 67V66H99L97 64L96 65L95 64L94 65L91 64ZM106 65H104V67H102L101 69H98V71L101 73V75H102L101 70L103 68H106ZM70 66H72V65H70ZM249 66H251V65H249ZM249 66L246 67V68L249 69L250 68ZM210 68L213 69V66L210 67ZM223 68H222V70H224ZM252 68H255V67L253 66ZM110 69H108L109 72H110ZM232 69H230V70L232 71ZM240 69H244V68H242V66H241ZM240 69H239V71H240ZM262 69H264V68H262ZM65 70H67V67H66ZM69 70H71V69H68V71ZM74 70H76V68ZM77 70H79V68ZM91 70H93V71L91 72ZM91 70L89 72H91L90 74H91L92 77L88 76V77L91 78L90 80H92V78H93L92 73L95 74L94 72H96V70L94 71V68L91 69ZM216 70H217V68H216ZM251 70H250V72H251ZM112 71H114V74H111V72H110L109 73L110 77L108 75V77L110 79H112L111 78V77H113L112 75H115V72H117L116 70H112ZM124 71H122V72L125 73ZM244 71H247L248 72V70H246V69H244ZM105 72L108 74L107 71H105ZM259 72H261V71H259ZM66 73L68 74V72H66ZM123 73H121V74L123 75ZM223 73H225V72H223ZM231 73H233V72H231ZM251 73H253V72H251ZM72 74H73V72H72ZM118 74H119V71H118ZM127 74L125 75V77L127 76ZM73 75H74L73 76L74 79L78 77V76H75L76 74H73ZM97 75H98V73H96L95 76H97ZM116 75H117V73H116ZM124 75L122 77H124ZM195 76H198V75L195 74ZM210 76H213V75H210ZM243 76L244 77H242L241 79H244L245 78V75H243ZM247 76H248V78H250V76H251V78H250L251 80H252V78L254 79L255 76H256L255 78L258 77L256 74H255V76L253 75V77H252V75H247ZM262 76H264V75H262ZM68 77H70V75ZM83 77L81 76L80 78H83ZM118 77H120V76H117V78ZM129 77L131 78V76H129ZM115 78H116V76H115ZM191 78H192V76H191ZM78 79H76V80H78ZM83 79H85L84 81H86V78L85 77ZM231 79H233V78H231ZM239 79H240V75H239V77H238L237 80L238 81H241ZM79 80H81V79H79ZM79 80H78V82H79ZM118 80H119V78H118ZM130 80L131 79H129V81ZM82 81L83 80H81V82ZM87 81H89V80L87 79ZM109 81H111V80H109ZM230 81H232V80H230ZM243 81H241V82H243ZM253 81L250 82V81L247 80L246 82H250V84H251V83H253ZM257 81L258 80H256L255 82L257 83ZM233 82H235V81H233ZM259 82H262L259 85L264 84V80L259 81ZM72 83H73V81H72ZM112 83H113V81H112ZM112 83H110V84H112ZM115 84H118V83H115ZM123 84H125V82ZM133 84H135V82ZM234 84H232V85H234ZM240 84L241 83H239V86H240ZM248 84L246 83V85H243V86H245V90L246 91L242 88L243 91H245V94L247 92V88L249 89V88L252 87V86L246 87ZM253 84H255V83H253ZM189 85H188V87H190ZM255 85H258V84H255ZM120 86H122V85H120ZM235 86L237 87V88L235 87L236 89L240 88L237 85H235ZM262 86H264V85H262ZM115 87L118 88V86H115ZM136 87L137 86H134L133 88L135 89ZM191 88H192V90H194L193 87H191ZM256 88H253V89H255V91H256ZM258 89H260V88L258 87ZM186 90H188V89H186ZM230 90H231L230 92L233 91L232 87H231ZM114 91H116V90H114ZM122 91H124V90H122ZM160 91H162V93H163V95L165 97H168V96L170 97V98L168 97V101H165L166 103H168V105L167 104L165 105V102H163L164 103V106H165V107L163 106V108H161L159 105H157L158 103L160 105H162V103L160 102L161 99L163 98V96H161L162 94L160 95V97H158V94H159ZM181 91H183V90H181ZM189 91H191V90H189ZM243 91L241 90L240 92H243ZM233 92H235V91H233ZM233 92H232V94H233ZM248 92L251 93L252 91H249L248 90ZM112 93H115V92H112ZM256 93L258 94L259 92H256ZM141 95H142V92H141ZM179 95H181V94H179ZM182 95H184V94H182ZM241 95H242V93L241 94H238V96H241ZM249 95H251V94H249ZM249 95L247 93V96L248 97H249ZM186 96H184V97H186ZM229 96H230V94H229ZM259 96H260V94H259ZM116 97L118 98V96H116ZM244 97H246V95L244 96V94H243L242 99H240V103H242L241 101L243 100ZM255 97L257 98L258 96H255ZM260 97L262 98V95ZM158 98H161V99L158 100ZM237 98L238 99H236V100H239V97H237ZM124 99H126V98H124ZM180 99H183V97L180 98ZM262 99H264V98H262ZM162 100H164V99H162ZM165 100H167V99L165 98ZM231 100H233V99H231ZM258 100H259V97L257 99L256 105L258 104ZM184 101H186V100H184ZM189 102H190V100H189ZM236 102H238V101H236ZM245 102H246L245 105H248L247 104L248 102L247 101H245ZM252 102H253L252 103L253 105L249 101V103L252 105V107L256 106L254 104L255 103V100L252 101ZM178 103H179V101H178ZM102 104H103V102H102ZM129 104H131V103H129ZM175 104H177V103H175ZM236 104H234V105H236ZM262 104H264V101H262ZM262 104H260V105H262ZM242 105H244V103ZM104 106H106L105 103L103 104L102 108ZM127 106H129V105H127ZM157 106H159L160 108H158ZM173 106H175V105H173ZM142 107H144V108H142ZM110 108H112V107L109 104L108 107H107L108 111H110ZM114 108H115V106H114ZM114 108H113V110H114ZM155 109L157 110L156 113L159 114L158 117H161V118L157 119V116H155L156 115ZM160 109H164V110H162V112H161ZM169 109H167L166 111H169ZM6 110L9 113H11V109L10 108H9L10 111L8 110V108ZM103 110H104V108L102 109L101 113H103ZM105 110H106V108H105ZM113 110L111 109V111H113ZM177 110H179V108ZM166 111L164 113H162L163 116L165 115ZM257 111L259 112L260 110H257ZM4 112H5V110H4ZM9 113L7 114V112H6V115H10ZM170 113L171 112H169V114L167 113L168 114L167 115L168 118H169ZM174 113H176V112H174ZM98 114L95 115V117L98 118ZM260 114L264 115V113H261V112H260ZM146 115H147V113H146ZM100 117L101 116H99V118ZM104 117H103V119H106ZM170 117H172V116L170 115ZM97 118H96V120H97ZM245 118H246V116H245ZM249 118H251V117H249ZM99 120H102V119H99ZM99 120H98V123H100ZM244 120H241V121L242 122H245ZM258 120H259V118H258ZM106 121L102 120V122H105V123H106ZM241 121H240V123H241ZM165 122L167 123V121H165ZM140 123H142V122H140ZM225 123H223V124H225ZM167 124H170V123H167ZM261 124L262 123L259 122L258 125H261ZM161 125L154 126L155 128H153V127L152 128L153 129H156L157 127H159L158 129H160L162 127ZM163 125H165V124H163ZM226 125H228V124H226ZM234 125H235V123H234ZM254 125H255V123L253 124V126ZM255 126L257 127V124ZM220 127H221V125H220ZM256 127H254V132H255ZM200 128H201V126H200ZM222 128L223 127L219 128V129H221V130L226 129V127H224L223 129ZM232 128L234 130H236L235 129L236 127L234 128V126H232ZM251 128H253V127H251ZM261 128H264V126H261ZM214 129H216V128H214ZM233 129H231L230 131H232ZM208 130H209V128H208ZM148 131L150 133L151 130H148ZM156 131H158V130H156ZM156 131H152V132H156ZM241 131L242 132H240V133H244L243 130H241ZM167 132H168V130H167ZM196 132H198V131H196ZM213 132H214V130H213ZM218 132H220V131H218ZM247 132H248V130H247ZM169 133H171V132H169ZM204 133H206V131H204ZM261 133H264V132H262V130H261ZM112 134L110 135L111 137L113 136ZM150 134H148V136H151ZM153 134L156 135V133H153ZM184 134H182V135H184ZM211 134H212V130H211ZM221 134L223 135L225 133L224 132L223 133L221 132ZM146 135H147V133H146ZM155 135H153L152 137H154ZM158 135H156V137ZM162 135H165V134H162ZM235 135H234V137H237V139H238V136H235ZM167 136H170V135H168V133H167ZM186 136H188V135H186ZM199 136H201V135H199ZM111 137H110V139H111ZM115 137H117V136H115ZM127 137H126V139H127ZM142 137H144V136H142ZM152 137H149V139H152V140H155L156 139L155 140V143L157 142V140L160 141V139H161V138L158 139V137L155 138V139H153ZM208 137H209L210 140L214 138L213 140L216 141V138H215L216 135L213 138L212 137L210 138V136H208ZM140 138H141V136H140ZM144 138H145V141L147 143L148 137L147 138L144 137ZM163 138H165V137H163ZM205 138H207V137H205ZM253 138H257V137L254 136ZM262 138H264V137H262ZM122 139H124V138H122ZM129 139H131V138H129ZM181 139H179V140L177 139L175 141H181ZM204 139H203V142H204ZM114 140H115V138H113V140H111L110 142H112ZM170 140H168L169 143H170ZM182 140L185 141L184 138ZM194 140L195 139H193V141ZM200 140H201V138H200ZM205 140H207V139H205ZM210 140H209V142L212 141V140L211 141ZM115 141H117V140H115ZM126 141L124 140V142H126ZM135 141H137L136 138H135ZM135 141L133 140L132 143L134 144ZM237 141L238 140H236V144H237ZM260 141H262V139L259 140L257 142V144ZM110 142H108V143H110ZM148 142L150 143L151 141H148ZM225 142H226V140H225ZM116 143H118V142H116ZM116 143H114V144L116 145ZM139 143H142L143 144V142H141L140 139H139ZM139 143H136V145L139 144ZM172 143L169 146L170 149H171ZM177 143L178 142H175L174 144L177 145ZM189 143L187 142L186 144H189ZM206 143H208V141ZM142 144H140V145H142ZM184 144H185V142H184ZM229 144H231V148H232L233 143H229ZM251 144H253V143H251ZM122 145H124V144H122ZM122 145L118 146V148H121V149L122 148H125V146H122ZM181 145H183V144L181 143ZM181 145H177L176 148H178V146H181ZM190 145L193 146V144H190ZM205 145H206V148H208V144H205ZM216 145H217V143H216ZM221 145L222 144L220 143V146ZM98 146H96L95 149L98 150ZM127 146H126V148H127ZM129 146H130V148H129ZM129 146H128L129 149L127 148V150L130 151L133 148V145H129ZM131 146H132V148H131ZM195 146H196V144H195ZM195 146H194V148H195ZM198 146L199 145L197 144V146H196L195 149H197ZM210 146H213V145H209V148H210ZM226 146H225V148H226ZM149 147H151V146H149ZM0 148H1V146H0ZM2 148H4V146H2ZM142 148H143V146H142ZM161 148H162V145H161ZM176 148L171 149V150H175ZM186 148H191V146H188L187 145ZM201 148H202V146H201ZM217 148H218V146H217ZM222 148H223V145H222ZM237 148L240 149L241 146L238 145ZM248 148H249V146H248ZM248 148H247V150H250ZM252 148H254V146H252ZM100 149L102 150L101 146H100ZM104 149H106V148H104ZM115 149L116 150H112V153L114 152L115 153V156H111V157H115L116 158V155H119V154H116L117 148H115ZM125 149H122L121 150L122 152H119L118 151L117 153H120L122 155L123 154V150H125ZM260 149H262V148H260ZM162 150H164V149L162 148ZM183 150H185V149H183ZM189 150H191V149H189ZM202 150L204 152L205 148L201 149V151ZM212 150H213V148L211 149V151ZM227 150H230V148H227ZM3 151H6V150L3 149ZM10 151H9V153H11V152L13 153V151H11V152ZM131 151H132V152H130L131 154L134 151H136V152H134V155H136L135 153H139L138 149H136V150L133 149ZM220 151H221V149H220ZM220 151H219V153H216V156L217 155H220ZM252 151H254V150H252ZM262 151H264V150H262ZM141 152H143V150ZM166 152H169V153H167V154H169L168 155V157H169L170 156V153H171L170 150H168ZM172 152H174V151H172ZM225 152H227V151H225ZM235 152L233 153L234 155L232 154L233 156H235V158H236V155L237 156H239V155L243 156V153H244L243 151H242L243 152L242 154H240V152H238V153H235ZM100 153H102V152H100ZM105 153H106V151H105ZM107 153H108V151H107ZM130 153H127V154H130ZM163 153L165 154V152H163ZM183 153L186 154V153H189V152L186 149V152H183ZM227 153H229V152H227ZM109 154H111V152ZM124 154H126V153L124 152ZM150 154H152V153L150 152ZM174 154L172 153V155H174ZM184 154H183V156H186ZM206 154H204V155H206ZM130 155H128V156H130ZM134 155H132L130 157H133ZM158 155L160 157V154L159 153H158ZM188 155H190V154H188ZM3 156H5V155H3ZM104 156H106V154ZM178 156L179 155H177V158H178ZM183 156H181V157H183ZM241 156H240L239 159L242 161L243 158L241 159ZM244 156H246V155H244ZM7 157H8V155H7ZM106 157H104V158L106 159ZM118 157H120V156H118ZM124 157H125V155H124ZM141 157H143V156H139V158H141ZM147 157L145 156V158L144 157L143 158L146 160ZM151 157H155V156L154 155L153 156L151 155ZM151 157L149 156V159H150L149 161H148V158H147L148 163H150L151 161H154L155 162L158 159L157 156L154 159L153 158L151 159ZM162 157H165V155H163ZM168 157L166 158V160L168 159ZM203 157L205 158V159H203L204 161L209 160V159H207L208 156L207 157L206 156H203ZM211 157H213V155ZM221 157H223V156H221ZM11 158H13V157H11ZM135 158H138V156H136ZM183 158L186 161L187 160L190 161V159L192 160L191 157H190V159H186L187 157L186 158L183 157ZM122 159H124V158H122ZM133 159L134 158H132V161H130L132 164H133ZM170 159L172 160V158H170ZM193 159H195V157H193ZM201 159L202 158H199V160H201ZM211 159L213 161V159H215V158H211ZM211 159H210V161H207V162H212ZM222 159H224V158H222ZM222 159H221V161H222ZM108 160H109V158H108ZM110 160H114V159L112 158ZM139 160H141V159H139ZM159 160H160V158L155 163H159L160 162ZM174 160L177 161L178 159H175V157H174ZM197 160H198V158H197ZM217 160L218 159H216V161ZM134 161L136 162V159H134ZM224 161H226V160H223L222 163L225 165V162ZM111 162H113V161H111ZM116 162H119V163H117V165H115V167L108 166V168H107L108 169V171H107L108 172V175H107L108 176V178H107L108 179V182H107V179H106V182L108 183V189H106V188L104 189L103 186H102L103 184L101 185L100 180L98 181L100 183L101 187L105 191L108 190L107 193H108L109 196L107 194H106L107 196L104 195L105 196V199L106 198L108 199V197L111 196L112 199L114 200L115 204L117 205V206L115 205L116 208H112V210L114 209L113 212L110 213V209H108L109 212L108 211H105V213L107 212V214L108 213L110 214L109 217H108V230H106V229L105 230H102L103 232L104 231H107L108 232V248H107V246H103V247H106L107 250H108V254L106 252H105V254H107V255L104 254L105 256H108V258L107 257L104 258V259H106L108 261V264H264V184H262L264 182L261 181L262 182L261 184L260 183L254 184L255 182H253L251 184L252 185L254 184V186L251 187V185L249 184L250 181H248L247 179L246 180L249 182L248 183V186H246L247 181H246V183H244V182H242L243 181L242 179L240 181V179H239L240 177L239 178H237L238 176L235 177L236 179L239 180V181H236V182H239L238 183V186H240V188L241 187H243V188L244 187H248V188L251 187L249 189H238V186H237L236 182H234V185L236 184V187L237 188H234L232 183H233V181L235 179H233V178H230V179H233V181L231 180L232 183H231V181L227 180V186H225V183L226 182L225 183L224 182H221L224 185H222L220 182H219L220 184L217 183L215 185L213 183L214 185H212V181L211 182L208 181V182L205 183V180L207 179V178H205L207 176V175H205V173H207L204 170L205 168L204 167H203L204 169L203 168H201V169H198L197 168V166H200V167L202 166L201 164H203V161H202L201 164H200V162L197 163V161H196L197 164L194 163V166H196L194 169H193V166H191L192 168L190 167V170L189 169H186L187 171H190L189 174H188L187 171H184L185 169H183V171H182V169L180 170L183 173H185V172L187 173V175H186L187 178L185 177L186 178V181H185L186 183L182 181L183 183H185L183 186H182V184H178L177 185L176 181H174V180L172 181V183L175 182L174 184H176V185L172 184V185L166 186L170 181L167 182L166 185H161V184H164V182L167 181L166 178H168V175H170L171 173L173 174L174 170L176 171V168L174 169L172 167L173 166L172 161H170L171 162V164H170L171 168L170 169H172L173 171H171V170H169L170 172L168 171L167 177L165 178V180H163V183L161 181L162 180V176H165L166 175L165 173H167V172H163L165 175H163V173H158L159 171L157 169L158 168L159 169L163 168V167H157V166H160V163L161 162L157 166H154V169H153V167H151L152 166L151 164H153L152 162L149 164V166L147 164V167H146V164H144L145 162L142 161V160H141V162H143L144 166H143L142 163H141L142 166L139 163L135 167V162H134L133 165L129 162L130 165H132L130 167H133L134 166L136 170L135 169H132L130 167L128 168L129 164H126V162H124V163L126 165H128V166H125V167L123 166L124 163H122L121 161L116 160ZM162 162H164V160H162ZM191 162L193 163V161H191ZM175 163H177V162H175ZM178 163H180V160H179ZM187 163H185V166L184 167L187 166ZM217 163H219V162H217ZM164 164H165V162H164ZM166 164L168 166V162ZM198 164H200V165H198ZM205 164L207 165V163H205ZM190 165H192V164H190ZM206 165H205V167H206ZM214 165H216V163ZM112 166H114V164ZM161 166H162V164H161ZM230 166H232V165H230ZM239 166H241V165H239ZM155 167H157L156 170H155ZM164 167H166V166H164ZM224 167H223V169H225ZM103 168H99V170H97V171H100L101 170V172H102V169ZM208 168H210V166ZM217 168L218 169L222 168V164L220 165V167H217ZM228 168L230 169L232 167H228ZM237 168H239V167H237ZM104 169H103V171L106 170V169L105 170ZM55 170H56V168H55ZM162 170H165V169H162ZM235 170H237V169H235ZM206 171H207V167H206ZM213 171L216 172L218 170H214L213 169ZM101 172H100V174H101ZM176 172L178 173V171H176ZM218 172H220V171H218ZM237 173H240V172H238V170H237ZM100 174H98V175H100ZM135 174L137 176L140 175V177L138 176L139 178H137V176ZM220 174H222V172H220ZM55 175H53L54 178H55ZM85 175H88V174H85ZM105 175H106V173H105ZM152 175H154L155 178H156V176L158 177L157 178V181H154V180H153L154 182L151 181L150 178H151ZM174 175H177V174H174ZM174 175H172V176H174ZM181 175L183 177L184 174H181ZM211 175H212V173H211ZM243 175H246V174H243ZM248 175H246V176H248ZM92 176H93V178H92L93 180L95 179V177L98 178L97 175H95V176L92 175ZM134 176L137 179V181H135L133 179ZM214 176L212 175V177H214ZM259 176H262V175L260 174ZM102 177H103V174H102ZM225 177H229V176H225ZM54 178H52L53 179L52 181H54ZM87 178H88V176H87ZM246 178H248V177H246ZM71 179H73V177ZM257 179H258V177H257ZM260 179H262V178H260ZM65 180H66V178L64 179V181ZM75 180H76V178H75ZM104 180H105V178H104ZM249 180H251V179H249ZM252 180H251V182H252ZM62 181H63V179H61L60 182L62 183ZM222 181H224V180H222ZM228 181L230 182L231 185L228 183ZM106 182L105 183L103 182L105 186H106ZM160 182H161V184H160ZM178 182H180V181H178ZM72 183H74V182H72ZM208 183H211V185H208ZM93 184H94V181H93ZM169 184H171V182ZM96 185H97V183H96ZM242 185H244V186H242ZM65 186H67V185H65ZM177 186H182V187L181 188H179V187L177 188ZM47 189H48V187H47ZM95 189H97V188H95ZM236 189H237V191H235V192L238 193V194H239L238 190L241 191V193H242L243 190H247L248 196H249V194L251 196L248 197V198H244V197H242V195L241 196L240 195L238 196V194L237 195L234 194L235 193L234 190H236ZM231 192H233L234 195L233 194L232 195H229ZM101 193H102V191H101ZM244 195H245V192H244ZM86 196L87 195H85V199L87 200ZM246 197H247V195H246ZM90 198H92V197H90ZM85 199H83V200H85ZM94 199H95V197H94ZM108 200H110V199H108ZM110 201H112V200H110ZM89 203H91V202L89 201ZM107 204H109V202ZM108 208H110V207H108ZM86 212H88V214L90 215V211H86ZM7 214H9V213H7ZM7 214L6 215L4 214V217L5 216L7 217L8 216ZM69 216H70V214H69ZM105 218H103V219L106 220ZM65 219L68 221L67 218H65ZM70 219L72 220V218H70ZM105 227H107V226H105ZM74 229L76 230V228H73V230ZM100 230H101V228H100ZM64 231H65V229H63V232ZM69 231L72 232L71 230H69ZM66 232L68 233V231H66ZM98 232H96V233H98ZM74 233L75 232H72V235L76 236L77 233H75V234ZM69 234L70 233H68V235ZM78 234H79V232H78ZM72 235H70V236H72ZM95 235H97V234H95ZM80 236H82V235H80ZM76 238L77 239H80L81 237H79L77 235ZM49 239H47L45 241L48 242ZM51 240H52V238H51ZM93 240H95V237L93 238ZM46 242H44V243L46 244ZM85 242L87 244L89 243L87 241H85ZM97 242H98V240H97ZM86 243H84V244H86ZM106 243H104V244H106ZM34 244H33V246H34ZM95 244H97V243H95ZM98 244H99V242H98ZM49 246L52 247V245H50V244H49ZM49 246L48 247L45 246V248H49ZM82 246H85V245L82 244ZM101 246H98V248L99 249H102V248H100ZM76 247H77V245H76ZM95 248H97V247L95 246L94 249ZM99 249L97 250V252L100 251ZM95 251H96V249H95ZM103 253H104V251H103ZM94 254H95L94 256H96V252ZM98 255L99 256H102L100 253ZM31 256L33 258L36 257L34 255H31ZM32 257H29V259H31ZM40 258H42V257H40ZM82 258H84V257H82ZM37 259H38V261L40 260L39 257ZM33 260H35V259H33ZM97 260L99 261V259H97ZM97 260H94V261H97ZM24 263L25 262L23 260V262L20 263V264H24ZM41 264H42V262H41Z\"/></svg>",
    "mask_w": 264,
    "mask_h": 264
},
{
    "label": "built area",
    "instance_id": "obj_3",
    "mask_svg": "<svg viewBox=\"0 0 264 264\" xmlns=\"http://www.w3.org/2000/svg\"><path fill=\"white\" fill-rule=\"evenodd\" d=\"M7 4H15V3H20L23 2V0H5ZM63 32V27L58 26V30L56 33H47L43 29H37L35 31V38L38 43H53L55 41V36L58 33Z\"/></svg>",
    "mask_w": 264,
    "mask_h": 264
}]
</instances>
